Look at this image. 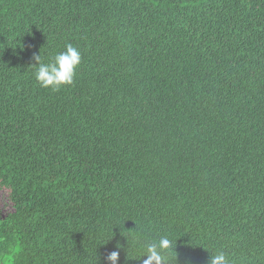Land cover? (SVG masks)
I'll return each instance as SVG.
<instances>
[{"label":"trees","instance_id":"1","mask_svg":"<svg viewBox=\"0 0 264 264\" xmlns=\"http://www.w3.org/2000/svg\"><path fill=\"white\" fill-rule=\"evenodd\" d=\"M0 186V264H264V0H0Z\"/></svg>","mask_w":264,"mask_h":264},{"label":"clouds","instance_id":"2","mask_svg":"<svg viewBox=\"0 0 264 264\" xmlns=\"http://www.w3.org/2000/svg\"><path fill=\"white\" fill-rule=\"evenodd\" d=\"M35 79L41 87L58 91L61 87L71 85L76 75V69L81 62L79 49L71 44L65 46V50L55 54L48 61H44L41 54H34ZM120 245H117L119 248ZM175 249V247H174ZM173 241L167 236L161 237L157 242L147 243L141 256L144 258L142 264H170L165 253L173 251ZM119 251H112L108 254L107 260L110 264H117ZM146 257V258H145ZM210 264H230L227 256L217 253L212 256Z\"/></svg>","mask_w":264,"mask_h":264},{"label":"rangeland","instance_id":"3","mask_svg":"<svg viewBox=\"0 0 264 264\" xmlns=\"http://www.w3.org/2000/svg\"><path fill=\"white\" fill-rule=\"evenodd\" d=\"M13 212V206L10 201V191L0 186V217H5Z\"/></svg>","mask_w":264,"mask_h":264}]
</instances>
